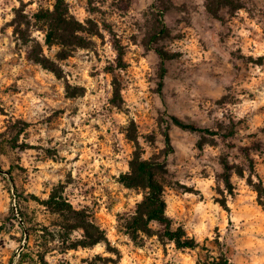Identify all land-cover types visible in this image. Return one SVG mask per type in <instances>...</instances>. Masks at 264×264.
I'll list each match as a JSON object with an SVG mask.
<instances>
[{
	"label": "rangeland",
	"instance_id": "rangeland-1",
	"mask_svg": "<svg viewBox=\"0 0 264 264\" xmlns=\"http://www.w3.org/2000/svg\"><path fill=\"white\" fill-rule=\"evenodd\" d=\"M55 2L0 0V264H264V0H65L85 47L47 44L35 15ZM136 156L162 165L167 215L197 248L157 222L129 234ZM224 159L244 170L233 193ZM55 190L102 242L70 249L88 238L44 205Z\"/></svg>",
	"mask_w": 264,
	"mask_h": 264
},
{
	"label": "trees",
	"instance_id": "trees-1",
	"mask_svg": "<svg viewBox=\"0 0 264 264\" xmlns=\"http://www.w3.org/2000/svg\"><path fill=\"white\" fill-rule=\"evenodd\" d=\"M35 18L46 24L48 31L46 36L47 44L54 45L59 42L64 46L70 47H85L87 41L84 37L79 35L82 31L81 25L70 15L69 9L66 6L65 0H56L53 8L41 9L36 15ZM167 29H163L165 33ZM25 43H29L27 39H24ZM39 47V51H38ZM157 53L165 59V53L157 50ZM30 59L34 62L42 65L44 68L51 70L58 75L60 67L50 59H48L42 50L40 51V45H36L35 48H32L29 54ZM123 64V63H121ZM121 66V65H120ZM172 122L174 125L184 129L191 130L199 133H211L215 134L213 131L208 129H202L196 123H188L176 116L172 117ZM167 143L171 146V139L169 134H167ZM252 160V159H251ZM253 162V161H252ZM224 167V173L222 175V180L227 190L230 193H233L234 187L232 183V175L234 173L244 176V170L239 167L235 169L233 165L230 164L228 159L222 161ZM131 170L127 174H123L121 177V182L130 188H140L145 192L144 199L138 203L136 213L131 217L127 223V228L129 234L137 239L141 233L151 234V224L154 222L159 223L163 227V237L169 241L175 243L179 249H195L199 246V243L190 237L187 236L183 228H174L173 221L167 215V202L164 197V185L159 179L160 172L162 170V165L158 162L151 160H144L136 156L131 161ZM253 174H255V167L253 163L250 167ZM250 185L256 188V191L261 197L263 187L262 183H255L253 178L250 177ZM222 204H226L222 202ZM44 205L52 212L59 213L60 215L67 216L69 218H74L78 223L74 224L71 228V233L78 229H84L86 231V239L88 240L81 241L79 244H72L70 249H78L82 247L94 246L104 240V235H99L93 232L92 230L97 227L93 225L90 221L82 218V213L76 211L73 208V205L66 200L63 192L54 191L51 193L49 198L44 201ZM83 220V221H82ZM98 230V228H97ZM44 260V256L42 257ZM214 264H231L227 258H219Z\"/></svg>",
	"mask_w": 264,
	"mask_h": 264
}]
</instances>
